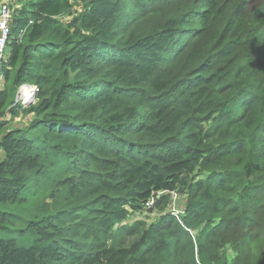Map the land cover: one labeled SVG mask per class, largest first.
Wrapping results in <instances>:
<instances>
[{"label":"trees","instance_id":"trees-1","mask_svg":"<svg viewBox=\"0 0 264 264\" xmlns=\"http://www.w3.org/2000/svg\"><path fill=\"white\" fill-rule=\"evenodd\" d=\"M17 3L0 264H264V0Z\"/></svg>","mask_w":264,"mask_h":264},{"label":"built area","instance_id":"built-area-1","mask_svg":"<svg viewBox=\"0 0 264 264\" xmlns=\"http://www.w3.org/2000/svg\"><path fill=\"white\" fill-rule=\"evenodd\" d=\"M13 15V0H0V90H2V68L7 59L6 50H9L10 37H11V23ZM25 90V92H24ZM37 88L32 85H21L18 89L16 102H21L23 106L27 104H34ZM150 206L153 200H150ZM148 202V203H149ZM174 214V213H173ZM184 215V210L182 211ZM176 219L181 223V218L178 214H174Z\"/></svg>","mask_w":264,"mask_h":264},{"label":"rangeland","instance_id":"rangeland-1","mask_svg":"<svg viewBox=\"0 0 264 264\" xmlns=\"http://www.w3.org/2000/svg\"><path fill=\"white\" fill-rule=\"evenodd\" d=\"M17 5H18L17 0H13V10L17 7ZM69 20H70V17H63V19H62V21L66 22V23ZM8 51L9 50H6L7 56H8ZM27 105H31V104H27ZM23 107L25 108V107H29V106L25 105ZM24 121H26V119ZM19 123H21L20 120H14V122L10 123V126L11 127H17L16 125ZM151 206H150V202H149L146 206H143L140 211L132 214L128 218V220L125 221V223L131 224L137 220L146 221L147 223H151V222L155 221L159 217V215L161 214L162 211L157 210V209L151 210ZM185 206H186V196L183 194L182 190H177L175 193H172L170 195L169 203L167 205L166 211H171L174 214H178L180 217V216H183L182 211L185 209ZM227 257L229 260H231L233 257V254L230 250H228V252H227Z\"/></svg>","mask_w":264,"mask_h":264},{"label":"bare ground","instance_id":"bare-ground-1","mask_svg":"<svg viewBox=\"0 0 264 264\" xmlns=\"http://www.w3.org/2000/svg\"><path fill=\"white\" fill-rule=\"evenodd\" d=\"M24 92H25V90H24Z\"/></svg>","mask_w":264,"mask_h":264}]
</instances>
